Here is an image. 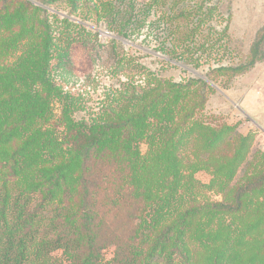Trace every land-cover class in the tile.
Masks as SVG:
<instances>
[{"label": "trees", "instance_id": "16d2710c", "mask_svg": "<svg viewBox=\"0 0 264 264\" xmlns=\"http://www.w3.org/2000/svg\"><path fill=\"white\" fill-rule=\"evenodd\" d=\"M150 1L0 0V264H264V155L247 163L254 134L203 117L214 79L148 74L88 121L55 81L71 50L97 39L90 18L130 39L159 0ZM165 3L158 28L171 48L158 50L188 63L173 51L207 44L197 36L221 15L218 2ZM263 61L264 27L244 64L215 71Z\"/></svg>", "mask_w": 264, "mask_h": 264}, {"label": "rangeland", "instance_id": "374dc122", "mask_svg": "<svg viewBox=\"0 0 264 264\" xmlns=\"http://www.w3.org/2000/svg\"><path fill=\"white\" fill-rule=\"evenodd\" d=\"M213 1L218 2L221 15L215 16L197 36L199 44H207L194 54H187L184 48L173 51L184 59L190 58L188 63L170 61L158 50L161 46L171 48L166 34L158 28L166 23L165 0L154 5L147 18H143L146 25L130 39L116 37L103 23L96 25L94 17L90 18L85 27L97 33V39L91 35L93 38L85 47L75 46L70 52L69 63L55 74V81L63 91L78 101L80 110L74 118L88 121L103 109L116 106L120 97H129L134 88L144 86L148 74L174 82L191 78L207 80L206 75H209L216 85L207 81L213 92L207 96L203 117L236 125L240 135L254 134L247 163L257 153L264 155V61L239 75L215 71L219 67H237L248 60L256 33L264 27V0H224L220 5L223 10L219 8L220 1ZM133 2L137 5L151 3L150 0ZM227 8L230 18L224 36ZM92 44L94 50L100 48L98 54L90 49ZM55 112H59L58 105ZM140 151L144 154L147 145L142 143ZM240 175L241 171L235 181ZM195 177L204 184L210 179L204 172ZM206 195L212 202L222 200L221 195L213 192ZM110 256L109 251L104 258Z\"/></svg>", "mask_w": 264, "mask_h": 264}]
</instances>
